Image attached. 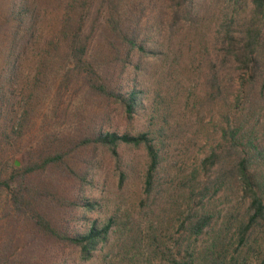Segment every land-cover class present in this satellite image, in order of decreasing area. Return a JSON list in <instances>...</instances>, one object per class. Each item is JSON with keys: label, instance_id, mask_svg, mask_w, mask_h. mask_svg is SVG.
<instances>
[{"label": "trees", "instance_id": "1", "mask_svg": "<svg viewBox=\"0 0 264 264\" xmlns=\"http://www.w3.org/2000/svg\"><path fill=\"white\" fill-rule=\"evenodd\" d=\"M184 98L222 120L199 135ZM259 120L264 0H0V264L131 243L137 264H264ZM195 139L199 162L174 160ZM137 150V216L100 218L106 159L121 188Z\"/></svg>", "mask_w": 264, "mask_h": 264}, {"label": "rangeland", "instance_id": "2", "mask_svg": "<svg viewBox=\"0 0 264 264\" xmlns=\"http://www.w3.org/2000/svg\"><path fill=\"white\" fill-rule=\"evenodd\" d=\"M241 76V75H239ZM238 81L233 82L232 85L236 87L242 84V77L237 78ZM177 87V86H176ZM188 90V86L182 85L181 89L179 88L177 91L180 93H186ZM174 102L171 106L173 111H176L177 108ZM180 111L186 116H190L192 118V122L197 123V131L200 135L201 131H205L210 127V122H212V116L214 117V121H221L222 116L218 113L217 110L213 109L212 106L206 105H199L198 100L196 101L190 99L188 101L183 99L181 103L178 104ZM146 117L140 116L137 117L132 124H127L123 119L120 118V124L118 125L121 129H125V126L129 130H135L141 128L144 124ZM257 133L258 138L262 139L264 134V123L263 120H259L257 125ZM191 133H189L190 135ZM206 145H203V141L200 139H195L193 142H182L177 145L174 154V160L183 161L185 163H196L204 156L202 154V150L205 148ZM135 162H136V169L134 172V176H131L121 188L116 186L117 183V176L113 172V168L111 163L109 164V160L106 159L105 169H106V176H107V184L104 188V192L102 194L94 193L96 196L102 197L103 196V203L104 209L100 212V218L104 219L110 215H114L115 217H130L135 218L137 216V205L138 200L140 198V189H141V181H142V174L145 168V157L141 150H137L135 152ZM179 166H181L179 164ZM140 239H143V236H140ZM133 249L123 247L122 250L120 249H112V253L110 254L113 257V261L116 264L118 261H133L138 263V258L133 256L135 251L134 246L131 243ZM109 248L105 247L102 251H99L88 260H81L79 258H75V264H103L105 259V255L109 253ZM123 250H126V255L124 254ZM109 259L107 258V261Z\"/></svg>", "mask_w": 264, "mask_h": 264}]
</instances>
